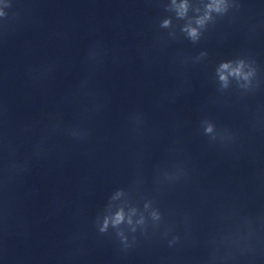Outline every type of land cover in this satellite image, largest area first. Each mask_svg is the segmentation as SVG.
<instances>
[{
	"label": "clouds",
	"instance_id": "9594fccd",
	"mask_svg": "<svg viewBox=\"0 0 264 264\" xmlns=\"http://www.w3.org/2000/svg\"><path fill=\"white\" fill-rule=\"evenodd\" d=\"M11 5L8 0H0V18H6L7 13L4 11L5 8H9ZM238 8L239 4L236 0H207L203 5V13L197 15L194 20L189 21L183 28L182 31L187 34V37L193 42H197L201 36V30L205 28L209 21H212L215 16H224L229 12L231 8ZM170 10L175 11L178 19H184L189 11L188 0H171ZM197 13H200V9H196ZM172 25L171 18L163 19L160 27L169 28ZM205 55V53H201ZM217 76L222 88H228L231 79H235L241 87H247L251 84L252 77L255 75V69L247 64L243 59L236 61H222L217 68ZM242 82V83H241ZM203 132L206 136L209 137L210 143L220 142L221 146H227V142H230L232 137L225 131H217L215 124L205 119L202 121ZM185 175L183 168L178 169L177 178L179 176ZM172 179L173 177H169ZM122 192H117L113 196V201H118L122 196ZM149 205H145V209H148ZM114 209V210H113ZM137 214L136 208H130L127 211L123 204L113 203L109 205L107 214L104 215L102 222L99 224V232L106 233L109 228L116 229V235L120 238L121 243L127 248L128 238L125 236L124 231L121 228V225L127 224L131 226L133 232L136 231V225H143L145 223L143 215L140 218L133 222V217ZM151 219L154 222H159L162 219L161 213L159 210H152ZM243 225L247 227V235H240L237 233V238L233 239L232 236H225L222 238L221 243L227 244L239 243L242 240L251 237L252 232V221L250 217H244ZM181 240L179 234L173 235L172 238L168 241L169 247H172L178 244ZM209 251L208 254L203 258L202 264H223L224 261L230 259V256L227 254H221L220 246L217 244L216 240L209 241Z\"/></svg>",
	"mask_w": 264,
	"mask_h": 264
}]
</instances>
